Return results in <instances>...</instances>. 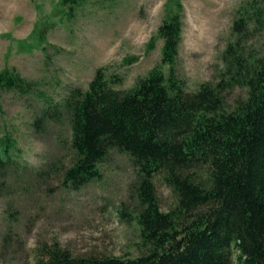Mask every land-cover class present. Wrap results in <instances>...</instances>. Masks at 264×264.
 Here are the masks:
<instances>
[{"label": "trees", "instance_id": "16d2710c", "mask_svg": "<svg viewBox=\"0 0 264 264\" xmlns=\"http://www.w3.org/2000/svg\"><path fill=\"white\" fill-rule=\"evenodd\" d=\"M82 2L59 0L69 16ZM167 7L157 33L163 39L160 64L127 89L117 88L122 77L101 66L87 89L71 88L60 102L45 98L34 118L35 125L42 118L69 124L70 163L56 161L48 171L60 172L66 186L77 189L100 179L101 163L114 147L130 156L138 169L131 188L143 252L76 255L55 241L39 248L38 264H264V50L247 51L243 33L251 18L262 20L256 8L264 15V0L253 7L254 16L241 9L233 22L222 53L227 84L202 81L193 91L186 90L177 68L183 2L168 0ZM26 81L12 67L0 71V90L33 91L35 82ZM229 84L247 88V95L227 109L223 92ZM21 152L10 133L1 136L0 169ZM156 175L176 196L168 210L161 208Z\"/></svg>", "mask_w": 264, "mask_h": 264}, {"label": "rangeland", "instance_id": "374dc122", "mask_svg": "<svg viewBox=\"0 0 264 264\" xmlns=\"http://www.w3.org/2000/svg\"><path fill=\"white\" fill-rule=\"evenodd\" d=\"M260 1L182 0L177 68L186 90L202 81L227 84L222 53L233 22L241 9H248L246 17L254 16ZM167 2L83 0L69 16L59 0H0V71L12 67L26 82H35V89L25 93L0 90V137L10 133L22 149L13 164L0 169V264H38L39 248L55 241L76 255L134 257L143 252L131 188L138 169L130 156L114 147L101 163L100 179L77 189L66 186L60 172L48 171L56 161L70 163L69 124L42 118L35 125L34 118L46 106L45 98L60 102L71 88L87 89L101 66L106 74L122 77L117 88L127 89L160 64L163 39L157 33ZM256 9L262 20L251 18L243 31L245 48L252 53L264 50V15ZM152 37L155 45L148 50ZM132 56L137 60L125 62ZM223 94L228 109L246 97L247 88L229 84ZM154 182L161 208L168 210L176 196L160 176Z\"/></svg>", "mask_w": 264, "mask_h": 264}]
</instances>
